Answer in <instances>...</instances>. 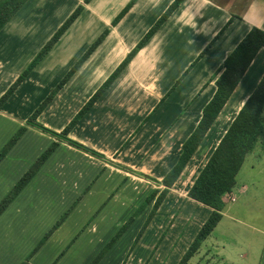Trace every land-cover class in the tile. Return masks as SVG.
<instances>
[{"label":"crops","instance_id":"obj_1","mask_svg":"<svg viewBox=\"0 0 264 264\" xmlns=\"http://www.w3.org/2000/svg\"><path fill=\"white\" fill-rule=\"evenodd\" d=\"M84 1L29 0L0 32L1 97L64 21L78 6H84L59 42L0 108V119L9 121L12 128L24 125L87 49L108 30L103 42L38 118L46 128L60 133L175 0H92L87 4ZM131 1L132 7L114 25ZM254 27L264 31V0H184L71 130L70 139L84 146H96L103 159L27 125L8 156L20 152V144L30 134L45 143L57 142L58 147L0 215L1 264H21L27 260L30 264H91L110 236L150 193L164 189L161 181L177 164L184 142L213 98L225 60ZM263 76L264 47L141 237L143 243L153 232V245L148 249L150 252L155 245L153 253L149 255L147 250L146 256L138 258L134 251V257L131 255L124 264H146L148 260L147 264L180 263L213 211L188 197L189 190ZM132 88L138 90L136 95L143 97L145 105L132 116L122 107L114 111L112 100L119 97L124 102ZM30 98L37 101L25 109L24 102ZM128 119L137 122L127 126ZM113 143L115 146L111 147ZM258 146L247 156L237 175L236 187L226 197L222 220L200 251L212 249L211 245L214 248L212 239L222 237L226 228L231 227L246 239L242 248L245 252L239 259L246 263L252 253L255 264H264V210L254 207L247 211L249 216H242L241 210L246 207L230 206L238 203V195H246L252 184L240 181L249 159H253L249 164L251 170L256 169V164H264L256 152ZM65 153L89 161L90 169L82 172L76 167L77 162L57 158ZM67 167L71 171L64 173ZM61 184H69L68 192ZM86 189L89 190L84 193ZM59 193L61 201L52 204L50 200H58ZM2 198L0 179V201ZM78 202L52 232L64 210ZM152 207L153 203L122 239L131 232L134 237ZM247 249L251 250L246 252ZM214 253L222 263L236 264L233 252L228 253L226 247L222 246L220 252L214 249ZM197 255L190 261H195ZM109 257L107 254L98 264H123L124 256L114 262L108 261Z\"/></svg>","mask_w":264,"mask_h":264},{"label":"trees","instance_id":"obj_2","mask_svg":"<svg viewBox=\"0 0 264 264\" xmlns=\"http://www.w3.org/2000/svg\"><path fill=\"white\" fill-rule=\"evenodd\" d=\"M28 1L29 0H0V32L19 13V11ZM91 1L92 0H85L84 2L87 4ZM183 1L184 0H175L170 5V7L166 10L162 17L151 27V29L137 44V46L129 53V55L123 60V62L107 78V80L100 86V88L94 93L89 101L60 133L52 131L39 124L38 118L50 105V103L54 100V98L62 90L66 83L72 78V76L79 70V68L103 42L109 32L108 30H106L87 49V51L63 77V79L50 91L48 96L40 103L33 114L28 118L27 123L45 133L52 135L58 140L65 141L68 144L91 153L92 155H95L97 157H103L102 154L70 139L69 134L71 130L86 115V113L92 108V106L98 101V99H100L101 96L109 89L112 83L129 65L136 54L149 42V40L154 36L158 29L183 3ZM133 3L134 1H131L128 4V6L116 18V20L114 21V25H116L119 20L129 11ZM83 10V5L78 6L76 10L57 29V31L43 46V48L39 51L33 61L0 97V108L7 102V100L25 81V79L42 61V59L50 52V50L59 42L66 31L81 15ZM263 47L264 31L254 27L239 43L236 49L227 57L221 70V75L216 80L217 90L213 98L204 107L201 120L199 121L194 132L184 142L182 146V152L177 164L167 173V175L161 181V185L164 186V189H155L150 193V195L138 207V209L128 219V221L119 229L118 233L112 239V241L108 243L104 250L100 252L97 258L91 264H98V262L104 257L107 251L111 249L114 244L128 231V229L138 219L142 212L153 203V207L149 215L147 216L145 223L140 228L135 238V243H138V241L144 235L148 225L157 213L158 209L166 199L170 188L173 187V185L181 176L185 167L200 147L208 131L218 119L221 111L232 96L250 64L255 59L260 49ZM26 130V127H21L19 131L6 144L4 149L0 152V162L8 154L10 149H12L18 142V140L24 135ZM260 142H264V76L262 77L255 91L247 99L246 103L230 125L229 129L219 142L218 146L210 156L208 162L201 170L194 184L189 190L188 197L212 208L213 211L205 224L199 230L197 236L191 243L190 247L184 254L179 264H187L195 255H197L203 243L211 236L215 228L222 220V211L224 210L226 205V197L230 195L236 187L237 175L240 172L247 156ZM57 147L58 143L53 142L52 145L40 156L35 165L18 181L13 190L9 193L8 197L0 204V215H2L6 208L26 187V185L31 181V179L34 177L43 163L47 161V159L52 155ZM65 217L66 215H64L62 219L57 222V224L52 229V232L61 225ZM49 235L50 234H48L45 239H47ZM160 241L158 242V244L160 243ZM132 251L133 249L131 248L130 253ZM148 261L146 262V264L148 263ZM220 261L222 260L220 259ZM21 264H30V262L29 260H27L22 262Z\"/></svg>","mask_w":264,"mask_h":264},{"label":"rangeland","instance_id":"obj_3","mask_svg":"<svg viewBox=\"0 0 264 264\" xmlns=\"http://www.w3.org/2000/svg\"><path fill=\"white\" fill-rule=\"evenodd\" d=\"M0 90H1V88H0ZM129 92H132V93L131 94L127 93V95L124 97V99H125L124 102L119 101L120 100L119 97H117L115 100H112L111 105L114 107V111L117 109H120L122 107V108L126 109L128 115L132 116L136 110L138 111V109L141 106L143 107V105H145L143 97L136 95V94H138V90L132 88V89H130ZM133 92H134V94H133ZM132 95H133V97H135L134 99H133ZM139 100H141L142 103ZM36 101H37L36 98L27 99L24 102V104H27V105H25V109H28L32 104L36 103ZM148 106H149V104H147V107ZM143 112H144V110H142L140 112V114H143ZM114 114H115V112H114ZM38 122H39V124L44 126L42 120L41 121L39 120ZM57 122H59V121H57ZM136 122L137 121H133V120L128 119V121L125 124L127 126H129V125L132 126ZM27 125H29V124L27 123V120H26L24 122V125H22V126H19V125L16 126L15 125L12 128V125L10 124L9 121H7V120L5 121L3 119H0V152L4 149V147L11 140V138L19 131V129L21 127H26ZM51 130H54V129H51ZM20 139L18 140V142L20 141ZM113 140H114V143H116V140H118V136L113 137ZM114 143L111 145V147L113 145L115 146ZM51 145H52V142L45 143L44 139H42V138L37 139V137L30 134L27 137H25L23 142L20 144V146H21L19 149L20 152L11 153L9 156L7 154L4 157V159H5L8 156L5 160L3 159L4 160L3 165L0 168V179H2V191H3V198L0 201V204L8 197L9 193L13 190V188L18 183V181L35 165V163L38 161L40 156ZM258 145L259 146L257 147L256 152H257V154H260L259 156H260V158H262L261 162H264V150H263L264 145H260V143ZM86 147H89L90 149H92L96 152L98 151L96 149V146L93 148L91 147V145L86 146ZM57 158L63 159L65 162H77L78 164L76 165V167L79 168V170H82V172H84V169H88V170L90 169V167L87 165V163H89V161H87V160L81 161L80 159L75 158L74 156H70L69 154H66V153L65 154H59L57 156ZM102 159H103V157H102ZM252 160L253 159H251V158L249 159L248 165H246L243 173H241V176H240L241 182L245 183V181H246V182H249L252 184L250 185L249 190L246 193V195H238V198H237L238 203L230 205L232 209L240 208V207L241 208L246 207L245 209L241 210L242 216H249L247 211H250L254 207H258V208H261L262 210H264V164L263 165L256 164L257 165L256 169L251 170V168H249V164L252 162ZM68 168L69 167H67L66 169H63V172L69 173L71 170H69ZM92 185L90 186V188L92 187ZM61 186H63L62 188L68 192L69 184L68 185H64V184L62 185L61 184ZM89 189H86L84 191V193H87ZM61 194L62 193H59V195L57 196L58 200H57V198L50 200L52 202V204L58 203V201L59 202L61 201V199H60ZM50 196H51V198H55V194H51ZM78 204H79V202L77 204H75V206L68 208L66 211L64 210L65 213L62 215V217L64 215H66L65 219L68 218L69 215L74 211V209L77 207ZM62 217H61V219H62ZM73 218L74 217H72V219ZM263 219H264V217L261 219V222L263 221ZM143 221H144V219H142V223H143ZM140 227H138L137 233L136 234L134 233V237H133V232H131V233L127 234V236L124 239H122V237L124 235H126V233H125L114 244V246L107 251V253L104 255V257L107 254H109V256H111V257H109L107 260L108 261L111 260L114 262L119 258L122 260V257L124 256V259L122 262L124 264L125 262L128 261V259L132 255V253L134 254V251H135L134 256H137L138 258H139V255L141 257L146 256L147 253L149 252L148 249L153 245V240L155 237L153 236L154 235L153 232H151L147 236V238H145L143 243H141V239L138 241V243H135V238L138 234ZM118 231L119 230L115 231L110 236L108 243H110L112 241V239L116 236ZM239 233L240 232L237 229L234 230L233 228L228 227V228H226V232L224 233V235L222 237L218 236V238H217L216 237L217 235H214L217 238V240L212 239V241H211L214 243V248L211 245V248L213 250L210 249V247H206L205 250L199 251L197 253L198 255L195 258V261H193V262L189 261L187 264H223L222 261H220V257H218L214 253V249H215V252H220L222 250V246L226 247V251L228 253L233 252V254H231V255H232V259L234 260V262L236 264H247V262L249 264H255L254 257L252 256V253L249 254V258H248L246 263L239 259V255L242 254V252H245L244 249H242V248L245 247L244 242L246 240L244 237L240 236ZM129 238H130V241L132 238L131 243H130V241H128ZM108 243L103 247V249H100V252H102L104 250V248L108 245ZM118 243H119V246H117ZM128 246H129V248L127 249ZM154 246L151 249V251L149 252V255L151 253H153L152 251H154ZM131 248L133 249V251L130 253ZM147 250H148V252H147ZM250 250L251 249H247L246 252H249ZM235 252H238V253H235ZM149 255L146 259H149ZM134 256L132 255V258ZM138 258L136 259V261L138 260ZM107 263L110 264V262H107Z\"/></svg>","mask_w":264,"mask_h":264},{"label":"built area","instance_id":"obj_4","mask_svg":"<svg viewBox=\"0 0 264 264\" xmlns=\"http://www.w3.org/2000/svg\"><path fill=\"white\" fill-rule=\"evenodd\" d=\"M232 200H234V198H232Z\"/></svg>","mask_w":264,"mask_h":264},{"label":"bare ground","instance_id":"obj_5","mask_svg":"<svg viewBox=\"0 0 264 264\" xmlns=\"http://www.w3.org/2000/svg\"><path fill=\"white\" fill-rule=\"evenodd\" d=\"M226 122H227V121H226ZM226 122H225V123H226Z\"/></svg>","mask_w":264,"mask_h":264}]
</instances>
